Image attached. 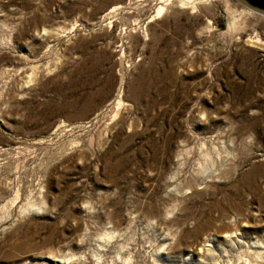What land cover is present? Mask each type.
<instances>
[{
	"label": "rangeland",
	"instance_id": "rangeland-1",
	"mask_svg": "<svg viewBox=\"0 0 264 264\" xmlns=\"http://www.w3.org/2000/svg\"><path fill=\"white\" fill-rule=\"evenodd\" d=\"M170 2L0 0V264H264V13Z\"/></svg>",
	"mask_w": 264,
	"mask_h": 264
},
{
	"label": "water",
	"instance_id": "water-1",
	"mask_svg": "<svg viewBox=\"0 0 264 264\" xmlns=\"http://www.w3.org/2000/svg\"><path fill=\"white\" fill-rule=\"evenodd\" d=\"M250 8L261 11L264 13V0H241ZM53 262H56L54 259H50Z\"/></svg>",
	"mask_w": 264,
	"mask_h": 264
},
{
	"label": "bare ground",
	"instance_id": "bare-ground-1",
	"mask_svg": "<svg viewBox=\"0 0 264 264\" xmlns=\"http://www.w3.org/2000/svg\"><path fill=\"white\" fill-rule=\"evenodd\" d=\"M162 1H165V3L159 7V9H158V13H159V14H160V12L164 9V6H165V5L167 6L168 3H171L170 0H162ZM194 2H195V1H194ZM190 3H191V0H181V4H180V6H186V4H190ZM163 11H164V10H163ZM163 11H162V12H163Z\"/></svg>",
	"mask_w": 264,
	"mask_h": 264
}]
</instances>
